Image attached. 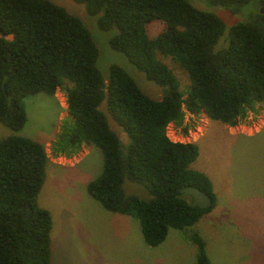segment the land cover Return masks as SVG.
Masks as SVG:
<instances>
[{"label": "trees", "instance_id": "obj_1", "mask_svg": "<svg viewBox=\"0 0 264 264\" xmlns=\"http://www.w3.org/2000/svg\"><path fill=\"white\" fill-rule=\"evenodd\" d=\"M75 1L164 96L146 94L118 64L102 73L99 49L79 15L51 0H0V123L13 131L0 139V264H53L54 220L38 203L50 158L43 143L15 133L27 121V95L65 90L71 116L62 121L51 154L99 147L104 168L88 183L89 194L107 210L137 217L149 246L160 245L170 228L196 224L217 204L212 179L192 165L196 142L174 141L168 126L184 125L187 111L232 126L264 105V0H201L245 14L227 33L222 17L190 0ZM155 21L163 26L152 36L148 27ZM159 54L177 58L189 74L187 92ZM104 102L128 141L111 127ZM126 180L144 186L150 198L126 196ZM186 186L206 191L212 206L199 207L182 191ZM193 240L198 264H211L201 235L195 232Z\"/></svg>", "mask_w": 264, "mask_h": 264}, {"label": "rangeland", "instance_id": "obj_2", "mask_svg": "<svg viewBox=\"0 0 264 264\" xmlns=\"http://www.w3.org/2000/svg\"><path fill=\"white\" fill-rule=\"evenodd\" d=\"M79 15L88 24L99 49L97 66L108 73L112 64L123 66L132 74L142 90L154 99H162L161 86L146 78L127 57L111 46V33L102 30L88 16L85 4L75 0H51ZM196 7L211 10L222 17L225 33L231 24L246 18L223 7H208L201 0H190ZM162 24L152 22L149 33L156 36ZM224 33V35H225ZM224 38H221L219 45ZM187 92L191 88L189 74L177 58L159 54ZM27 121L17 135L40 141L46 146L49 161L38 203L47 208L54 220L52 229L53 264H198V246L193 240L197 232L205 242L211 264H264V105L249 112L236 125L210 120L204 112H186L184 125L171 123L167 132L175 141L196 142L199 155L192 164L207 173L214 183L217 204L196 224L183 229L170 228L158 246H149L141 230L140 220L132 215L107 210L88 192V183L104 168L101 149L87 144L72 156L51 154V142L57 137L64 119L71 116L65 90L55 94L40 91L25 97ZM111 127L122 136L124 129L107 110ZM189 126L184 132L185 126ZM13 131L0 123V139ZM126 196L150 198L149 191L136 182L126 180Z\"/></svg>", "mask_w": 264, "mask_h": 264}, {"label": "water", "instance_id": "obj_3", "mask_svg": "<svg viewBox=\"0 0 264 264\" xmlns=\"http://www.w3.org/2000/svg\"><path fill=\"white\" fill-rule=\"evenodd\" d=\"M262 12H264V7L262 8ZM1 36V34H0ZM7 39H12L13 34H9L6 36ZM124 136L129 137L128 133L124 130ZM120 139L123 140L122 136ZM182 191L187 195H192L194 198L195 203L201 208H208L212 206L213 200L211 196L204 190L196 187V186H186L182 189Z\"/></svg>", "mask_w": 264, "mask_h": 264}, {"label": "crops", "instance_id": "obj_4", "mask_svg": "<svg viewBox=\"0 0 264 264\" xmlns=\"http://www.w3.org/2000/svg\"><path fill=\"white\" fill-rule=\"evenodd\" d=\"M204 113H206V112H204ZM171 138V137H170ZM172 139V138H171ZM83 149V148H82Z\"/></svg>", "mask_w": 264, "mask_h": 264}, {"label": "built area", "instance_id": "obj_5", "mask_svg": "<svg viewBox=\"0 0 264 264\" xmlns=\"http://www.w3.org/2000/svg\"><path fill=\"white\" fill-rule=\"evenodd\" d=\"M175 141V140H174Z\"/></svg>", "mask_w": 264, "mask_h": 264}]
</instances>
